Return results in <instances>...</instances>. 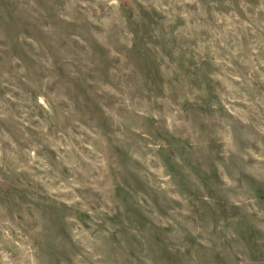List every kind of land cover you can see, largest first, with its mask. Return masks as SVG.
<instances>
[{"label": "clouds", "instance_id": "clouds-1", "mask_svg": "<svg viewBox=\"0 0 264 264\" xmlns=\"http://www.w3.org/2000/svg\"><path fill=\"white\" fill-rule=\"evenodd\" d=\"M0 264H264V0H0Z\"/></svg>", "mask_w": 264, "mask_h": 264}, {"label": "rangeland", "instance_id": "rangeland-1", "mask_svg": "<svg viewBox=\"0 0 264 264\" xmlns=\"http://www.w3.org/2000/svg\"><path fill=\"white\" fill-rule=\"evenodd\" d=\"M132 63H133V65H135L140 70V72H142L145 76H147L149 78H151L153 73L156 72V67H155V63L153 60V56L148 52H140V51L135 52L132 55ZM66 78H67V74H66ZM139 80H140V77H139V74H137V81L139 82ZM84 87L85 86L83 84L77 85V89L80 91H83ZM89 103L94 106V104L91 100L89 101ZM185 185H186V187L188 186L187 182H185ZM121 195L123 198V194H121ZM129 205L130 206L128 208V212L126 213V215L129 217V219L134 218L135 223L139 224L141 227H143L144 222L147 219V216L143 215L139 210H137L135 208L134 201L129 202ZM52 211H53L54 215H58V213L56 212L55 209H53ZM80 219L81 220H87L88 217L83 215V214H80ZM116 219H117V222H119L120 218L117 217ZM58 222L59 221L56 220L53 223L56 224ZM61 231L63 232L64 229L61 228ZM254 235H255V231L252 229H249V235L247 237V239L249 240V243H251L252 237ZM161 251H162V254L164 257L168 256V253L166 251H163V250H161Z\"/></svg>", "mask_w": 264, "mask_h": 264}]
</instances>
